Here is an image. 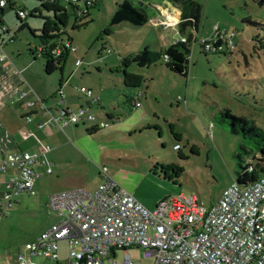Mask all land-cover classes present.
Here are the masks:
<instances>
[{
	"label": "rangeland",
	"instance_id": "obj_1",
	"mask_svg": "<svg viewBox=\"0 0 264 264\" xmlns=\"http://www.w3.org/2000/svg\"><path fill=\"white\" fill-rule=\"evenodd\" d=\"M123 1L96 0L85 19L88 22L82 25L78 20L79 27H74L73 8L64 3L69 7L70 18L62 26V41L49 42L39 37L44 18H53V12L43 8L40 0H16L14 6L8 4L0 12L14 36V40L6 39L5 51L16 61V67L29 70L31 77L39 71L36 82L24 74L27 83L21 89L31 93L32 101L45 96L47 89H54L56 93L49 101L52 103L63 79L64 99L71 111H79L82 105L87 107L88 101L93 105L90 113L97 119L101 117L112 124L106 110L120 114V120L111 128L91 135L88 124L80 121L67 127L65 133L58 131L63 136L59 146L48 143L53 150L64 147L48 154L53 173L47 174L37 165L40 176L36 195L18 194L9 214L2 219V256L24 252L26 243L57 220L48 207L50 195L79 189L95 191L104 181L102 168L153 210L163 199L179 194L196 196L205 205L215 204L235 183L241 165L255 162V154L259 157L260 138L233 132L223 111L246 117L264 131V0H195L202 6V18L197 33L188 29L184 34L195 35L188 77L172 71L163 59L150 67H123V58L146 49L164 51L170 41L183 36L151 23L112 25L117 6ZM162 1L173 3L145 0L150 16L155 11L147 3ZM81 4L85 8L84 2ZM35 7L41 9L42 15L18 18L19 9L31 12ZM24 21L27 25L23 27ZM218 38L223 41L222 46L211 51L204 49L202 41ZM69 39L75 51L69 47L65 52L63 70L46 73V59L40 48L51 44L62 48V42ZM78 59L82 61L80 66L75 65ZM124 69L141 70L143 74V87L135 93L125 85ZM81 87L92 89L94 95L81 94ZM137 93L142 107L131 108L132 113L114 109ZM54 157L60 158V164ZM128 253L140 264H153L139 249ZM116 256L122 260L124 252L117 251ZM67 258V242L60 241L59 264H67ZM35 259L41 264L50 263L44 258ZM3 262L1 257L0 263Z\"/></svg>",
	"mask_w": 264,
	"mask_h": 264
},
{
	"label": "built area",
	"instance_id": "obj_2",
	"mask_svg": "<svg viewBox=\"0 0 264 264\" xmlns=\"http://www.w3.org/2000/svg\"><path fill=\"white\" fill-rule=\"evenodd\" d=\"M84 1L85 8L94 3ZM10 3L12 0H0V8ZM19 14L25 17L24 11ZM175 23L162 18L154 21L157 26H174ZM6 39H10V33L2 23L0 65L12 64L5 51ZM215 41L204 40L202 45L206 51H211ZM178 42H187V37L177 38ZM66 46L75 51L72 41L68 40ZM81 63L78 59L75 65ZM78 91L87 97L94 95L93 90L86 87ZM64 101V93L59 91L54 96L57 114L47 100L38 97L27 101L26 106L32 110L27 121L31 122V115L38 113L47 117L37 123L38 128L62 132L80 121H96L85 108L77 112L65 109ZM133 103L135 108L141 106L139 101ZM98 126L106 128L109 124L101 121ZM29 135V132L20 133L22 139ZM49 149L41 144L34 152L0 156V223L9 214L18 194L36 195L38 164L45 167V173H52L47 158ZM101 174L104 181L93 192L79 189L50 195L48 207L57 220L26 243L24 252L18 251L14 261L3 264H41L35 258L59 264L60 241L67 242V264H140L129 255L132 249L141 250L153 264H264V175L246 187L238 186L235 180L212 205L199 202L196 196L179 194L163 199L151 210L113 179L106 168H102ZM120 250L124 252L122 260L116 256Z\"/></svg>",
	"mask_w": 264,
	"mask_h": 264
},
{
	"label": "trees",
	"instance_id": "obj_3",
	"mask_svg": "<svg viewBox=\"0 0 264 264\" xmlns=\"http://www.w3.org/2000/svg\"><path fill=\"white\" fill-rule=\"evenodd\" d=\"M41 6L48 11L53 12V18L45 17L44 23L41 28V34L39 37L45 41L61 40L64 30L62 26H65L70 18L69 7L61 2V0H40ZM173 2L181 7V20L179 22V32L185 36V32L191 29L194 33H197L200 29V23L202 18V6L195 0H173ZM70 5L76 16V23L74 27H79L78 20H81L82 25L88 21L85 20L90 16V6H86L85 9H81L74 3H67ZM12 5V3H10ZM3 9H0L2 13ZM24 10H18L17 16L21 20H25L29 15L36 16L37 13L42 15L41 9L35 7L31 12H25V17H21L19 12ZM149 13L145 4H135L133 0H124L117 6V9L112 17L111 24L118 25L122 22H128L133 25L142 26L149 22ZM85 20V21H84ZM2 17L0 15V24H2ZM27 23L24 21L22 26H26ZM34 33L35 30H33ZM194 33H191L187 37V42H178L169 46L167 49L161 52L152 51L146 49L131 54L129 57L122 59L124 68L138 67L145 68L150 67L152 64L163 59L166 65L174 72L181 74L182 76H189V56L191 53V44L195 39ZM68 41V40H67ZM69 41H72L69 39ZM222 40L220 38L214 42V47H220ZM66 42H62V48L57 44H51L48 46H42L40 53L46 59L45 71L50 74L54 70L60 68L63 70V64L66 60L65 52H67ZM168 55L165 59L164 56ZM125 85L131 89L142 88L143 77L132 71L126 69L123 70ZM131 101H135L134 97H131ZM223 117L229 118L232 131L235 133L241 132L244 137L255 138L259 137V143L257 150L259 157L255 154V162L241 165L242 170L238 173V177L235 179L237 185L240 187H246L255 181H257L262 174H264V131L259 128L253 121L246 117L234 115L230 110L223 111ZM90 134L91 131L88 130Z\"/></svg>",
	"mask_w": 264,
	"mask_h": 264
},
{
	"label": "crops",
	"instance_id": "obj_4",
	"mask_svg": "<svg viewBox=\"0 0 264 264\" xmlns=\"http://www.w3.org/2000/svg\"><path fill=\"white\" fill-rule=\"evenodd\" d=\"M81 1L84 2V0H78L77 3H75L76 6L83 8ZM94 3L90 7L95 6L96 0H92ZM62 3H67L65 0H61ZM173 2V1H172ZM16 4V0H12V5L14 6ZM144 4H146L144 2ZM149 7H151L155 13H153L152 16L149 15L150 19L148 23H151L155 27H160L162 29H173L176 32H179V22L181 20V7L174 2H159V3H147ZM6 7L0 8L3 9L2 13L4 12ZM158 18H162L165 20H170L171 22H176L174 26H157L154 25V21H156ZM4 24V23H3ZM191 30V29H189ZM192 31V30H191ZM8 32L10 33V29L8 28ZM180 33V32H179ZM176 37L173 41L169 42V46L176 44ZM9 40H14V36L10 34V39ZM223 43V41H222ZM221 43V45H222ZM7 53V52H6ZM9 56V55H8ZM10 58V56H9ZM11 63L6 62L2 65H0V156H4L9 153H14V152H21V151H29V152H34L36 151L41 144H44L48 146L50 149L47 153V158L49 153L55 154L59 150H61L64 146L55 148L53 150V147L48 144H54L55 146H59L61 142L63 141V136L61 132H58V129L54 130H46V129H40L37 126V123L40 121H44L47 119V117L38 114V113H33L32 116V121L28 122L26 117L28 114L32 112L30 108L26 106L27 101H32V98L30 97L31 93L22 91L21 87L24 86L27 81L25 77V73L27 74V78H29L31 81L36 82L37 79H39V71L36 72L33 77H31V74L29 70L27 69H19L16 67V61L14 62L10 58ZM10 64V65H9ZM82 64V63H81ZM80 64V65H81ZM79 65V66H80ZM132 72L137 73L143 77V74L141 70H133ZM41 81V80H40ZM46 86V82H45ZM59 87L61 88L60 91L63 92V79L61 80ZM143 87V85H142ZM47 88V87H46ZM33 90V89H32ZM48 93H46L45 96L40 95V98L42 100H47L48 102L51 100L52 96L56 93L54 89H47ZM131 90V89H129ZM137 89H133L131 92L135 93ZM34 91V90H33ZM26 93L24 97H22L20 94ZM21 93V94H22ZM138 96L135 95H130L129 98L134 97L136 100L135 101H140V94L137 93ZM65 100V99H64ZM97 101L99 105L102 103V99L100 97L97 98ZM15 102V103H13ZM9 104L14 105L13 107L9 106ZM48 104L51 105L53 108L52 111L57 114L58 113V106L54 104V101L51 103L49 102ZM86 105H82L80 108H85L88 113H90V109H92L93 105L91 102H86ZM143 104L141 103L142 107ZM64 108L65 109H70L71 105L67 103V101H64ZM136 109L134 107L133 101L127 98V101L123 105H119L118 107H114L116 111H125V112H130L132 113V110ZM139 108V107H138ZM71 110V109H70ZM107 115L111 119L112 124L110 122L103 120L101 117L96 118L95 122H85L84 123L88 124V130L91 131V135L94 133L98 132L100 129H105L102 127L98 126L99 122H107L109 124L108 127L106 128H111L112 125L115 124L116 120H120V114L117 113L115 114L111 110H106ZM91 114V113H90ZM76 125V124H75ZM21 132H29V136L25 139H22L20 137ZM65 133V132H64ZM65 145V144H64ZM177 146V145H175ZM49 160V158H48ZM54 160L60 164V158L57 159L54 157ZM50 162V160H49ZM52 167L53 163L50 162ZM40 165V164H39ZM41 166V165H40ZM43 171L45 172V167L41 166ZM36 169L38 171V168L36 166ZM53 170V168H52ZM39 173V171H38ZM53 173V171H52ZM37 184V179L35 182V187ZM134 194V193H133ZM4 258V262L7 261H14L16 259V254L7 256V255H0V258ZM2 263V264H3Z\"/></svg>",
	"mask_w": 264,
	"mask_h": 264
}]
</instances>
